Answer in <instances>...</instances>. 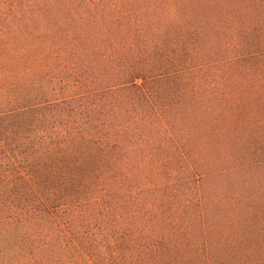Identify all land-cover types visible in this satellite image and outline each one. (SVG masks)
Segmentation results:
<instances>
[{"label": "trees", "instance_id": "16d2710c", "mask_svg": "<svg viewBox=\"0 0 264 264\" xmlns=\"http://www.w3.org/2000/svg\"><path fill=\"white\" fill-rule=\"evenodd\" d=\"M0 264H264V0H0Z\"/></svg>", "mask_w": 264, "mask_h": 264}]
</instances>
